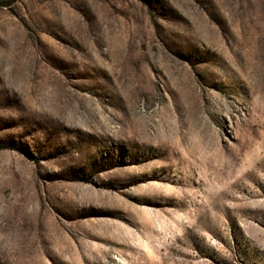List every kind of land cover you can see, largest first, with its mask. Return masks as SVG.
Here are the masks:
<instances>
[{
	"label": "rangeland",
	"instance_id": "374dc122",
	"mask_svg": "<svg viewBox=\"0 0 264 264\" xmlns=\"http://www.w3.org/2000/svg\"><path fill=\"white\" fill-rule=\"evenodd\" d=\"M0 264H264V0L0 6Z\"/></svg>",
	"mask_w": 264,
	"mask_h": 264
},
{
	"label": "trees",
	"instance_id": "16d2710c",
	"mask_svg": "<svg viewBox=\"0 0 264 264\" xmlns=\"http://www.w3.org/2000/svg\"><path fill=\"white\" fill-rule=\"evenodd\" d=\"M15 1H18V0H10L7 3H0V6H7L8 4H11L12 2H15ZM6 147H7L6 145H1V148H6Z\"/></svg>",
	"mask_w": 264,
	"mask_h": 264
}]
</instances>
